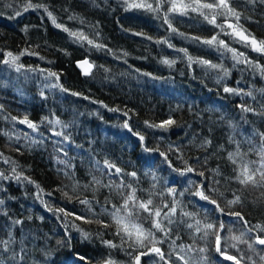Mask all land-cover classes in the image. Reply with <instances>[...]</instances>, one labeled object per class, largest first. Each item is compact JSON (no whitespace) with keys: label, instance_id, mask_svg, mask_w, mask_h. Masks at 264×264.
Listing matches in <instances>:
<instances>
[{"label":"trees","instance_id":"16d2710c","mask_svg":"<svg viewBox=\"0 0 264 264\" xmlns=\"http://www.w3.org/2000/svg\"><path fill=\"white\" fill-rule=\"evenodd\" d=\"M46 2L58 17V22L70 28L91 33L93 31L91 25L98 26L100 33L98 39L113 50L112 53H107L93 48L89 54L87 46L81 48L71 43L67 33L55 28L42 12L29 10L15 16L14 9L20 6L18 0H3L0 3V48L18 52L21 48L31 45L40 56L53 63H46L35 56H25L22 62L62 72L61 83L70 91L82 94L73 96L59 90L45 89L44 95L47 99H43L40 95L39 79L25 80L7 66L0 65V105L4 106L5 115L10 113L12 116L22 118L27 114L29 119L38 122L44 116L51 118L50 113H54L56 117L70 125L66 131L70 134L72 143L67 146L68 156H65L62 152L54 151L51 141L57 138L51 137L47 127L40 128L46 137L43 143L32 144L23 138V133L28 132L39 139L37 134L31 133L25 125L15 124L14 128V122L0 119V130L13 136V139L9 140L8 137L0 135V152L20 165L18 172L22 171L41 186L45 193L43 199L49 207L53 209L63 207L66 211L90 216L85 206L79 203L77 196L90 200L97 213L100 211L97 201L102 204L106 197L113 203L120 204V196L100 185L94 186L95 191L92 187L88 190L80 187L76 192H72L75 181L84 185L91 181L93 175L99 178L102 184H107L109 179H116L101 175L95 168L93 157L101 164L104 158H108L125 171L135 170L143 189H150L153 183L151 176L145 175L146 172H154L160 178L157 191L167 186H176L180 190L186 186L187 179H201L194 174L179 177L162 162L158 153L144 152L138 138L120 126L125 117L119 112L107 111L100 103H92L95 100L109 107L133 109L137 115L133 117L131 123L135 130H143L145 144L148 147H159L161 151H165L169 142L178 144L185 158H191L189 163H194L195 157H201L202 161L205 156L209 157L206 164H201L200 170L205 171L207 177L211 175L208 169H220L221 176L216 178L220 179L221 183L216 187L224 193L223 197H217L221 207H224L226 212H241L252 224H264V187L251 185L245 187L225 180V177L235 175L233 172L235 165L227 159V154L236 151L237 142L241 151L248 153L245 159H259L255 152L249 151L248 141L251 140L252 145L258 146L259 134L264 133L262 91L264 78L251 71H241L244 65L232 68L233 62L227 58L222 62L230 69V75L222 84H217L214 72L206 74L205 70L197 65H193L190 70L186 63L180 60H177L173 68L161 64L159 61L162 57L173 58L179 54L166 45H157L132 33L145 32L154 38H163L169 35L168 32L160 26V21L142 10L123 11L117 0L107 2L46 0ZM8 3H12L13 7H7ZM234 3L242 13L240 23L253 35L264 39V3H260L259 0L255 4H247L246 0H234ZM65 8L69 11H63ZM69 13L83 18L88 23L81 25L78 21L68 20ZM193 16L196 18H189ZM244 16L250 19L245 20ZM201 21V17L190 13L184 17L177 15L173 24L179 32L187 36L208 38L214 29ZM25 26L29 29L27 33L23 31ZM221 38L226 41L229 39L227 36ZM170 41L177 48H186L193 56L204 57L215 63L221 62L219 54L207 46L185 40L176 34L171 35ZM37 45L39 47H36ZM233 46L241 49L240 44ZM57 49H66L70 55H65ZM241 50L247 52L250 58L264 64V56L251 52L250 49ZM124 52L128 55L124 56ZM86 57L90 62H94L96 67L90 76L83 77L76 68V62ZM101 65L103 67H100ZM105 68L108 69L107 72L104 71ZM135 69L152 73L157 79L139 75ZM29 75L39 76L38 73ZM224 85L241 88L245 92H251L252 96L242 97L224 93L222 91ZM84 96L89 99H84ZM240 104H246L254 111L242 112L238 107ZM169 115H172L177 124L167 133H163L165 140L157 139L162 135L160 131L144 128L143 120L158 122ZM17 131L21 135L18 142L15 139ZM205 139L211 140L206 150L199 147ZM17 148L19 151H16ZM69 157L74 158L71 161L73 167L70 169H65L64 165L56 162L57 159L68 160ZM169 159L177 167H183L176 159L175 153H170ZM0 171H6L11 175L10 166L2 160ZM64 171L74 172V180L65 176ZM165 181H168L167 185L164 184ZM57 188L69 192L71 201L60 191H53ZM235 189H240L243 204L227 207L226 201L232 199L231 190ZM36 191L34 184L18 183L14 180L0 181V199L5 201L0 206V239H8L10 234L15 241L8 246L7 251H0V264H103L109 253L117 264H129L131 257L125 251L121 248L109 249L95 236L96 232L102 231L105 233L103 239L113 240L119 244V238L111 235L115 230L114 226L105 229L95 222L85 223L82 220H75L72 216L64 217L62 213L54 214L36 199L34 195ZM48 192H53V195L51 197L46 195ZM138 195L146 193L141 192ZM154 199L157 203L160 202L159 197ZM182 199L186 204L188 201L198 200L189 193H185ZM212 207L205 201H199L198 204H189L187 210L195 211L198 219H203L207 215L209 219L215 220L219 216L218 213L205 212V209ZM57 216H60V219H57ZM101 218L109 219L107 216ZM220 219L226 222L223 235H231L228 228L231 226L232 218L220 216ZM14 220H20L22 223L14 225ZM63 220L75 223L85 231L93 233L91 241H82L80 233L69 227L71 243H58L67 240ZM148 226L146 223L145 227ZM189 232V229L180 227L177 245L192 243ZM232 233L239 234L236 228L232 229ZM212 239L210 237L209 241ZM198 244L204 246L203 241H198ZM21 247L24 248V252H20ZM123 247L127 252H132L127 244ZM160 247L165 252L169 251L167 243ZM207 247L208 252L205 255L210 261L222 260L215 252L213 243L209 242ZM239 247L245 249L246 254L252 256L257 264H261L255 253L247 252L246 245L240 244ZM13 251L17 253L16 259H12ZM233 252L234 249L230 248L229 253ZM81 256L86 259L81 260ZM151 259H155V256H142L141 264H149ZM176 264L180 262L177 261ZM223 264L229 263L224 261Z\"/></svg>","mask_w":264,"mask_h":264},{"label":"snow or ice","instance_id":"6c2138e0","mask_svg":"<svg viewBox=\"0 0 264 264\" xmlns=\"http://www.w3.org/2000/svg\"><path fill=\"white\" fill-rule=\"evenodd\" d=\"M3 0H0L2 3ZM107 2V0H105ZM257 0H246L247 4H255ZM260 3H264V0H259ZM19 7L14 9V15L20 16L22 12H28L29 10L36 11L37 13H43L50 20L51 24L61 31L67 33L71 43L77 44L81 48L87 46V51L91 52V49L95 48L97 51H106L112 53L111 48L98 39L100 36L98 26L91 25L93 31L87 33L80 29L70 28L62 22H58V17L53 10H50L51 6L46 0H18ZM117 4L123 11L128 12L132 10H142L145 14H150L153 19L160 21V26L168 32V36L163 38H154L145 32H133V35L141 36L145 40L154 42L157 45H166L168 48L173 49L179 55L173 58L162 57L159 61L161 64L173 68L177 60L186 63L188 69H192L193 65H197L205 70V73L214 72V79L217 84H222L230 75V69L224 65L223 59H230L232 68H236L238 65H244L241 71H251L253 74H259L261 78H264V64L259 60H254L249 57L247 52L241 49H250L251 52H255L260 56H264V39L258 38L253 35L247 28L240 23L242 18L241 11L238 10V5L234 3V0H117ZM7 7H13L12 3H8ZM63 11L68 12L67 8ZM190 13H194L202 18L201 22H206L214 29L212 35L208 38H202L199 36H187L183 32H179L174 27V20L176 16H189ZM195 19L196 17H189ZM220 18H223L220 20ZM245 20L250 19L248 16L243 17ZM43 19V16L41 17ZM68 20L78 21L81 25H85L88 22L83 18L69 13ZM220 20V22H218ZM166 26V27H165ZM34 27V26H33ZM28 26H25L23 31L28 32ZM128 31V29H123ZM172 34L179 35L185 40L196 42L199 45L207 46L213 49L219 54L221 59L220 63L212 62L209 59L199 56H193L188 52L186 48H177L171 43L170 37ZM227 36L229 39L226 41L221 38ZM91 37V38H90ZM234 44H240L241 49L235 48ZM36 47H39L37 45ZM57 51L63 52L65 55H70L66 49H57ZM124 56L128 53L124 52ZM25 56H35L41 61L46 63H53V61L46 60L45 57L40 56L31 45L25 48H21L18 52L0 48V65L7 66L8 69L15 71L19 76H23L25 80L39 79L40 81V95L41 98L47 99L44 95V90H59L61 93H70L73 96L82 95L78 92H72L61 83L62 72H57L50 68H43L39 65L32 66L22 62V58ZM126 62V61H125ZM77 67L81 69L84 76H90L92 70L96 67L94 62H90L86 57L77 62ZM100 67H103L102 65ZM108 71L107 68L104 69ZM135 71L142 76H147L152 79H157L152 73L142 72L140 69ZM39 74L29 75V74ZM195 78V77H193ZM239 83V81H237ZM222 91L236 96H252L251 92H245L241 88L222 86ZM264 91V90H262ZM84 99L89 97L84 96ZM92 103H100L101 107L106 108L109 112H119L125 119L121 123V127L127 129L133 136L137 137L140 141L141 147L144 152H156L159 157L162 158V162L166 163L168 168L176 173L179 177H187L188 174H194L201 177L200 180H186V186H183L180 190L176 186L161 187L157 191V183L159 177L154 172H146V176H151L153 183L150 189H143L140 186V177L135 170L125 171L123 168L117 165V163L108 158H104L103 164L99 160H95L93 157V163L97 171L101 175L108 177H115L116 179H109L107 184H102V181L95 175L89 183L80 185L79 181H75L72 185V192H76L78 188L83 187L84 190H88L92 187L95 191V185L106 187L110 192H115L121 198L119 205L112 202L109 197H106L104 202L99 204L100 211L97 213L93 208V203L87 198L80 199L79 203L85 206L87 213L91 215L81 216L71 211H66L63 207L51 208L48 203L43 199L44 190L41 186L35 183L29 176L23 174L22 171H17L20 165L12 160L11 157L5 156L3 152H0V160L3 163L10 166L11 175H8L6 171H0V181H16L18 183L34 184L36 193L34 194L36 199H39L42 204L48 208L49 211L55 213H62L64 217L72 216L75 220H82L85 223L95 222L101 225L102 228L115 227L114 232L111 233L114 237H118L120 243L117 244L113 240L103 239L104 232H96L95 236L100 239V242L109 249L121 248L130 257L129 264H141L142 256H155V259H151L149 264H223L224 261L231 262V264H257V261L252 256L247 255L245 249L239 247L240 244L247 246V252L255 253L259 257L261 264H264V224L256 223L252 224L245 216L239 211L226 212L224 207H221L217 201V197H223L224 193L220 192L216 185L220 184V179L216 177L221 176L219 168L208 169L211 173L210 176H205V171L200 170L201 164H206L209 157L205 156L203 161L201 157H195L194 163H189V159H186L181 146L169 142L165 151H161L159 147L150 148L145 144V134L143 130H135L131 121L137 113L130 108L121 109L119 107H109L103 102H97L95 100ZM238 107L242 112L254 111L250 106L246 104H240ZM5 108L0 105V119L14 122L15 124L25 125L31 130V133L37 134L39 139L32 136L28 132L23 133V138L30 141L32 144L43 143L44 133L40 131L41 126L47 127L51 137L57 139L52 140L54 151L62 152L65 156H68L67 146L72 143L70 134L66 131L70 125L62 121L59 117H56L54 113H50V116L42 117L38 122L29 119L28 115H23L22 118L12 116L10 113L5 115ZM102 118V117H101ZM177 124V121L169 115L166 119L161 121H151L148 119L143 120L145 129L160 131L162 135L157 137L159 140H165L166 137L163 133H167L170 128ZM0 135L8 137L9 140L13 139V136L6 131L0 130ZM260 144L258 146L252 145L251 140L248 141L250 148L249 151H253L259 157L258 160H247V152H242L239 142H237L236 151L229 152L227 159L235 165L233 168L234 176L225 177L226 181L235 182L241 186L251 185L253 187H264V133H260ZM21 138L20 132L15 133V139L18 142ZM211 144V140L205 139L201 142L199 147L201 149L207 148ZM79 147V146H77ZM19 151V148L16 149ZM175 153L176 159L181 162L183 167H177L171 159L169 154ZM72 157L68 160L57 159L56 162L60 165H64L65 169L73 167L71 161ZM60 171V169H58ZM64 175L69 179L75 178L74 172L64 171ZM165 185L168 181L164 182ZM53 191H60L64 197H67L70 201L72 199L69 192L64 191L63 188H57ZM144 192L146 195H138V193ZM240 189L231 190L232 199L226 201V206L231 207L234 205H242L243 200L239 194ZM185 193H189L191 196L197 197L198 200L188 201L186 204L182 199ZM48 196H52L53 192L46 193ZM159 197L160 202L157 203L154 199ZM167 197V199L165 198ZM199 201H205L208 205L213 206L210 209H205V212L218 213L219 216L215 220L209 219L207 215L203 219L197 218L195 211H188L189 204H198ZM4 200L0 199V206L4 204ZM107 216L109 219L104 220L101 217ZM220 216H229L232 218L230 221L231 226L228 228V232L231 235H223L225 232L226 222L220 219ZM60 219V216H57ZM22 221L14 220L13 224H20ZM65 227L66 241H58V243H71V235L69 234V227L80 233L82 241H91L93 233L85 231L67 220L62 221ZM148 227H145V224ZM183 226L190 230L188 235L190 236L191 244H179L176 241L180 239L179 229ZM236 228L238 235L232 233V229ZM159 234V235H158ZM213 238L209 241V238ZM198 241H203L204 246H199ZM14 238L9 234L8 239H0V251H7L8 246L14 243ZM214 244V250L218 254V257H222V260L217 259L210 261V258L205 255L208 252V243ZM167 243L169 251L165 252L160 245ZM127 244L128 248L132 249V252H127L124 249V245ZM259 245L261 247L257 248ZM234 249L233 253H229V249ZM143 249V251H140ZM20 252H24V248L21 247ZM133 253H136L133 255ZM17 253L13 251L12 259H16ZM174 257V259H173ZM81 260L86 258L81 256ZM103 264H117L112 258L111 253L104 259Z\"/></svg>","mask_w":264,"mask_h":264},{"label":"water","instance_id":"95a60500","mask_svg":"<svg viewBox=\"0 0 264 264\" xmlns=\"http://www.w3.org/2000/svg\"><path fill=\"white\" fill-rule=\"evenodd\" d=\"M79 61H81V60H79ZM77 62H78V61H77ZM77 62H76V68H77V70L79 71V73L82 74L81 69L77 67ZM92 71H93V70H92ZM82 76H84V75L82 74ZM86 77H88V76H86Z\"/></svg>","mask_w":264,"mask_h":264}]
</instances>
